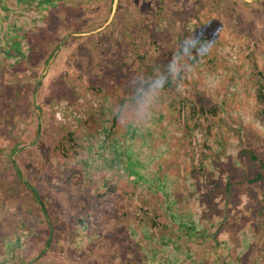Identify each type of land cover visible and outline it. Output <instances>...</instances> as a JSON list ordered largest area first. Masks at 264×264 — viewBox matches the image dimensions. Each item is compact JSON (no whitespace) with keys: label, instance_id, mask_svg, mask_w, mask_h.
Masks as SVG:
<instances>
[{"label":"rangeland","instance_id":"374dc122","mask_svg":"<svg viewBox=\"0 0 264 264\" xmlns=\"http://www.w3.org/2000/svg\"><path fill=\"white\" fill-rule=\"evenodd\" d=\"M36 2L0 0V264H264V0H115L84 35L113 0Z\"/></svg>","mask_w":264,"mask_h":264},{"label":"clouds","instance_id":"9594fccd","mask_svg":"<svg viewBox=\"0 0 264 264\" xmlns=\"http://www.w3.org/2000/svg\"><path fill=\"white\" fill-rule=\"evenodd\" d=\"M179 45L180 47L174 53L172 59L167 64V70L170 74L173 75L174 78L179 76V72H180L179 62H180L181 56H191L193 49L195 50L197 55L207 54L208 51L210 50L207 44L194 45L191 42L190 38L181 41ZM165 82H166L165 76L163 75L158 76L152 82V91L155 92L156 90L163 89Z\"/></svg>","mask_w":264,"mask_h":264},{"label":"crops","instance_id":"0c3cea01","mask_svg":"<svg viewBox=\"0 0 264 264\" xmlns=\"http://www.w3.org/2000/svg\"><path fill=\"white\" fill-rule=\"evenodd\" d=\"M1 1H5V0H1ZM31 1H37L36 3L38 4V5H43L44 7H46V12H44V14H46V15H49V14H51V12H55L56 11V9H60L61 7H63V6H66V7H68V2H67V0H41V2H39V0H31ZM69 1V0H68ZM82 1V0H81ZM85 1H87V0H85ZM114 2H115V0H113V3H112V10H111V12H110V14H109V19L107 20V22L106 23H104L103 25H101L100 27H98L96 30H93V31H79V34L80 35H84V34H91V33H93V32H97V31H99V32H106V31H108V30H110V28H108V26L110 25V23H109V21H110V19H111V17H112V15H113V5H114ZM77 4H79V6H81V2H80V0H79V3L77 2ZM69 5H70V3H69ZM69 8V7H68ZM63 12H61V14L59 15V17H63ZM1 18V17H0ZM48 21H51V19H47ZM52 22V21H51ZM18 24V23H17ZM20 26H22L21 24H19ZM45 26H49V25H45ZM113 32V31H112ZM118 32V31H117ZM113 44V43H112ZM104 46H106V47H108L107 46V44L105 43L104 44ZM117 47V46H116ZM117 50V49H116ZM123 51V50H122ZM117 59H118V62H120V63H129L130 61H129V58L127 57V56H125L126 58H124L123 57V55H120V53H119V51L117 50V54H116V56H115ZM120 57H123L122 59H120ZM126 60H127V62H126ZM117 62V63H118ZM119 112V111H118ZM164 119H165V122L167 121V118H166V116L164 117ZM163 119V120H164ZM172 118V116L169 118V124H171L172 123V121L174 122V123H176V122H178V119H177V117L175 118V119H173ZM159 123H161V122H159ZM163 124V123H162ZM168 124V125H169ZM159 125V124H158ZM164 125V124H163ZM167 124H165V126H166ZM170 126V125H169ZM156 127V126H155ZM158 127H161L160 125L158 126ZM168 127V126H167ZM179 222V221H178Z\"/></svg>","mask_w":264,"mask_h":264},{"label":"trees","instance_id":"16d2710c","mask_svg":"<svg viewBox=\"0 0 264 264\" xmlns=\"http://www.w3.org/2000/svg\"><path fill=\"white\" fill-rule=\"evenodd\" d=\"M258 95H259V96H264V80H263V83H262V85H261V88H260V90H259V92H258ZM247 153L249 154V158H250L252 161H254V162H259V163H260V166H262L260 160L257 158V156H256L252 151H247ZM17 173H19V171H17ZM262 177H263V175H262V173L259 171V172L256 173V175H255V177H254V180L262 179ZM30 191L32 192V194H33V196H34V199H35V200L38 202V204L40 205V209H41L42 213L45 215V214H46V209H45V207H44V205H43V202H42V200H41V198H40V196H39L37 190H35V189H31ZM49 237H50V235H49ZM48 242H49V238H48L47 241L45 242V246H48V244H49Z\"/></svg>","mask_w":264,"mask_h":264},{"label":"flooded vegetation","instance_id":"af4514ba","mask_svg":"<svg viewBox=\"0 0 264 264\" xmlns=\"http://www.w3.org/2000/svg\"><path fill=\"white\" fill-rule=\"evenodd\" d=\"M11 44V43H10Z\"/></svg>","mask_w":264,"mask_h":264}]
</instances>
